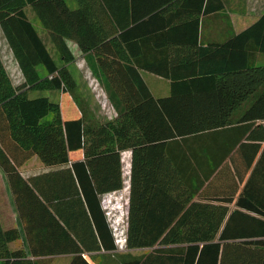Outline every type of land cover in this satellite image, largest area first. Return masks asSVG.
Instances as JSON below:
<instances>
[{"label": "trees", "instance_id": "16d2710c", "mask_svg": "<svg viewBox=\"0 0 264 264\" xmlns=\"http://www.w3.org/2000/svg\"><path fill=\"white\" fill-rule=\"evenodd\" d=\"M77 1L70 9L65 0H0V28L24 77L15 85L0 57V169L29 250L11 248L19 229L4 228L0 220V264H42L43 256L61 253L73 255L69 264H92L86 251L118 249L100 196L122 188L124 149L132 150L125 248L149 251L126 253L119 264H264V64L253 61L254 52L264 53V13L225 42L197 46L192 65L181 73L151 68L172 80L171 95L157 99L139 70L126 63L122 42L131 43L118 28L173 0H118L111 6ZM203 1L206 13L224 7L223 0ZM26 6L48 32L62 65ZM66 39L97 55L115 116L98 121L82 104L66 66L75 59ZM44 89L69 93L81 102L82 116L64 119L58 101L29 96ZM194 144L206 146L202 154L209 161L200 159ZM81 148L83 159L61 170L27 178L19 171L33 156L45 165L67 164L70 151ZM246 176L238 203L252 212H229L219 202H231L237 179ZM196 193L213 202L196 204ZM89 218L101 244L84 242L87 229L81 227ZM54 227L63 242L45 244Z\"/></svg>", "mask_w": 264, "mask_h": 264}, {"label": "crops", "instance_id": "0c3cea01", "mask_svg": "<svg viewBox=\"0 0 264 264\" xmlns=\"http://www.w3.org/2000/svg\"><path fill=\"white\" fill-rule=\"evenodd\" d=\"M94 1H97V3L99 2L100 5L106 3L110 4L109 6L113 5V3L118 2V0ZM65 2L70 9H76L78 7L77 0H65ZM223 4L224 7L222 9L206 13L203 11L204 1L201 4V0H199V2L197 3H195L194 0H190V2L189 0H187L186 2H184V0H173L171 3L164 5L161 9H159L158 13L141 17L135 23H129L127 29L119 31L118 28V32H126L125 36L129 43H131L130 47L126 45V42H122L124 46L123 56L128 57V61L126 63L131 64L139 70L153 97L158 99L170 96L172 90V80L170 76L152 71L151 68H168L169 70L171 68H180V70H178V73H181L183 71V68H188L189 65H192L194 52H196L195 48L197 46H207L210 43L225 42L234 34L238 33L249 24H251L259 15L264 13V0H223ZM127 7L129 11L128 13L130 15V2ZM199 9L200 11H198ZM33 13L34 17H36V21H34L33 18H30L28 13L27 16L34 24L51 55L53 56L56 54L59 56L48 35V32L43 26H41V23L34 11ZM66 42L72 50L75 59H77V56L82 55V57L85 59L84 63L86 64V66L90 67L94 71L96 75L94 79L101 85L107 84L100 70L97 55L95 54V52L93 50L83 52L74 40L66 39ZM253 61L256 64H264V53L258 51L254 52ZM66 66L71 69L69 63H66ZM76 83L78 86L79 82H77V80ZM82 83H87L86 78L84 82L82 80ZM113 112L114 114H112V116L105 117L102 120L109 119L115 116L116 109L114 105ZM81 116L82 112L80 108L77 107L76 115L73 118H79ZM207 147H209V145H207ZM193 148L195 152L202 155L199 156L201 157V160L204 161L207 158L209 161L210 156H207V154H202V149L203 151H205L206 146L203 145V147L201 148L200 145L194 144ZM120 155L123 186L121 189L108 191L101 194V200L102 197L106 194H116L121 191H125V193L127 194V198H129L132 150L124 149L121 151ZM83 157L84 150L82 148L70 151V160L67 164L45 165L37 157H31L19 168V171L26 178L33 177L43 173L61 170L64 167L70 166V163L72 161L83 159ZM246 178L247 176L243 180L237 179V184L239 185V187L236 193L232 194L231 202H219V204L227 206L229 212L233 210L252 212V210L238 203L240 192L242 190V187L244 186ZM195 196L196 197L193 201L196 202V204H209L213 202V200L209 199V197H204L205 195H202L200 193H196ZM126 209H128V199ZM65 211L74 212V209H66ZM103 211L112 230L113 237L116 243L114 230L110 225V221L108 220L104 208ZM0 220L4 228L16 226L19 229V239L13 241L10 244L11 248L15 249L18 247H22L27 252V254H29L27 235L23 227V222L15 204L14 195L9 187L7 177L1 169ZM89 220L90 221L85 222L84 226L81 227V230H83L84 228L87 229V234L85 232H82L84 242H89L92 245L101 244L100 236L98 235L96 226L92 218H89ZM79 221L80 220H78L77 222L79 223ZM49 230L53 231V233L50 232L49 236L43 237L42 241L45 244L54 246L61 244L63 242V238L60 230L57 227H54L52 229L50 228ZM148 251V248L122 249L118 247V249L110 251L96 248L86 251L85 253H83V255L92 264H119L125 259V256L123 255H125L126 253H129L133 256H139L143 253H147ZM72 256L73 255L70 253L45 255L40 258V262L42 264H69Z\"/></svg>", "mask_w": 264, "mask_h": 264}, {"label": "rangeland", "instance_id": "374dc122", "mask_svg": "<svg viewBox=\"0 0 264 264\" xmlns=\"http://www.w3.org/2000/svg\"><path fill=\"white\" fill-rule=\"evenodd\" d=\"M25 9L29 14L30 18H33V20L36 21V17H34L32 9L29 6H26ZM53 56L56 63L58 65H62L60 57L56 54ZM0 57L13 83L15 85H21L23 83L22 74L18 68L17 61L14 58V55L7 43V40L5 39L1 28ZM84 62L85 59L82 57V55L77 56V59H74L73 61L69 62V65L71 67L70 71L72 75L75 76L77 82H79V85L77 86V92L79 93L80 97L83 96L82 98H84L82 99V104H85L88 107V110L90 111L91 115L94 116L93 118L99 121L100 119L102 120L103 118L112 116V114H114L113 105L111 100L107 96L104 85H101L94 79L96 77L94 71L90 67L86 66ZM41 71H43V68H41ZM85 78L88 84L82 83V80L84 82ZM29 96H48L51 100L58 101L60 104L62 117L65 119L75 117L77 107L79 108L81 103L77 102L70 94L63 93L61 90L58 89L31 90L29 92ZM52 117L53 114L52 112H50L47 115V119H51ZM127 199L128 198L125 191L113 194L111 196V199H109L111 200V204L115 205L116 207V217L118 218L121 224L125 221L126 218L125 210L127 205Z\"/></svg>", "mask_w": 264, "mask_h": 264}, {"label": "built area", "instance_id": "2783aa9c", "mask_svg": "<svg viewBox=\"0 0 264 264\" xmlns=\"http://www.w3.org/2000/svg\"><path fill=\"white\" fill-rule=\"evenodd\" d=\"M113 194H106L102 197L101 203L102 206L106 212V215L108 217V220L110 221V225L114 230V234L116 237V244L119 248H125L126 243V227H127V221L125 218V221L122 222V224L119 222L118 218L116 217V207L115 205L111 204V196ZM110 203V204H109ZM127 215V209L125 210V217ZM124 223V224H123Z\"/></svg>", "mask_w": 264, "mask_h": 264}]
</instances>
